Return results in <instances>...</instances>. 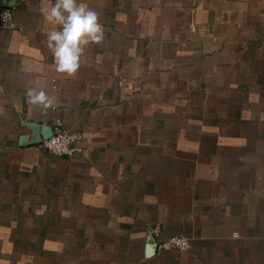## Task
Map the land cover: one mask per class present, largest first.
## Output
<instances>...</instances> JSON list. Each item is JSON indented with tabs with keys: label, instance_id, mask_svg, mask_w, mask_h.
<instances>
[{
	"label": "crops",
	"instance_id": "crops-1",
	"mask_svg": "<svg viewBox=\"0 0 264 264\" xmlns=\"http://www.w3.org/2000/svg\"><path fill=\"white\" fill-rule=\"evenodd\" d=\"M9 2L0 264H264V0H78L104 40L73 76L47 47L54 0ZM55 118L82 152L32 141ZM173 233L190 246L147 252Z\"/></svg>",
	"mask_w": 264,
	"mask_h": 264
},
{
	"label": "clouds",
	"instance_id": "clouds-1",
	"mask_svg": "<svg viewBox=\"0 0 264 264\" xmlns=\"http://www.w3.org/2000/svg\"><path fill=\"white\" fill-rule=\"evenodd\" d=\"M40 11L48 23L59 26L58 30L47 34V47L53 55L55 70L68 76L75 75L81 67L85 48L104 40L99 13L78 0H54ZM27 98L30 104L44 109L54 104L45 91L35 88L28 89Z\"/></svg>",
	"mask_w": 264,
	"mask_h": 264
},
{
	"label": "built area",
	"instance_id": "built-area-1",
	"mask_svg": "<svg viewBox=\"0 0 264 264\" xmlns=\"http://www.w3.org/2000/svg\"><path fill=\"white\" fill-rule=\"evenodd\" d=\"M0 26L13 27L14 19L10 5L0 4ZM82 134L79 131L71 130L63 125L60 118H55L52 122L51 132L48 136L36 142L37 146L49 153L57 156H72L82 152L84 147L81 145ZM154 235L158 230H154ZM155 250L162 249H186L190 246V239L182 233H173L155 242Z\"/></svg>",
	"mask_w": 264,
	"mask_h": 264
},
{
	"label": "water",
	"instance_id": "water-1",
	"mask_svg": "<svg viewBox=\"0 0 264 264\" xmlns=\"http://www.w3.org/2000/svg\"><path fill=\"white\" fill-rule=\"evenodd\" d=\"M0 4L10 5L11 2H9V0H4V1H0ZM50 132H51V127H50V125L46 124L44 126V128L40 131L39 135H36V136L34 135V138H33L32 141H34L36 143L41 138H44V137L48 136ZM155 247H156L155 244L154 245L148 244L147 252H150L151 250H155Z\"/></svg>",
	"mask_w": 264,
	"mask_h": 264
}]
</instances>
